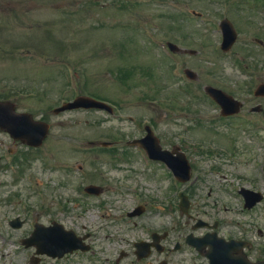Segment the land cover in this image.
I'll return each mask as SVG.
<instances>
[{
  "label": "rangeland",
  "instance_id": "374dc122",
  "mask_svg": "<svg viewBox=\"0 0 264 264\" xmlns=\"http://www.w3.org/2000/svg\"><path fill=\"white\" fill-rule=\"evenodd\" d=\"M224 18L237 33L228 53L219 48ZM255 38L264 42V0H0V101L49 126L37 149L0 131V248L13 241L3 217L57 221L70 215L72 196L83 195L86 184H107L109 205H77L93 224L116 201L128 210L134 200L160 206L169 191L175 198L183 187L125 146L151 121L163 146L185 153L193 178L197 168L208 173L216 164L225 173L208 180L264 192V98L252 96L264 82V47ZM184 69L197 80L186 79ZM209 85L241 101V112L221 118L203 91ZM77 96L107 101L113 114L52 112ZM255 106L262 111L252 113ZM102 141L115 143V158L96 146ZM230 204L239 211L237 200ZM234 220L255 223L252 240L264 246V207Z\"/></svg>",
  "mask_w": 264,
  "mask_h": 264
},
{
  "label": "flooded vegetation",
  "instance_id": "af4514ba",
  "mask_svg": "<svg viewBox=\"0 0 264 264\" xmlns=\"http://www.w3.org/2000/svg\"><path fill=\"white\" fill-rule=\"evenodd\" d=\"M263 45V44H262ZM142 137V136H141ZM139 137V138H141ZM163 147V146H162ZM165 149L171 150L173 147ZM165 167L162 163H156ZM195 169L192 168V176ZM200 174L194 178L199 184H182L188 197L186 211L174 208L171 191L162 196L160 206H150L147 202L131 201L132 206L117 207L114 202L106 209L103 220L93 224L84 217V212H76L78 205L97 202L101 208L109 205L105 195L107 184L97 182V195H73V211L57 221H42L30 214L14 217L5 216L2 229L10 234L12 242L0 248V264H255L264 262V246L252 239V223L240 225L234 216H252L264 199L252 209L244 208L242 189L253 191L248 183L235 186L208 180L212 174H224L221 168L211 164L207 171L197 168ZM232 175V174H231ZM243 180V178H239ZM198 186V201L195 188ZM76 194V192L74 191ZM264 197V196H263ZM156 203L155 200L149 199ZM232 200L240 204L239 211L232 209ZM157 203H159L157 201ZM119 210H116V209ZM18 218V228H14V219ZM56 224L53 226V223ZM35 227H54L64 233L70 232L73 239V253L62 258H49L37 254L35 245H27ZM256 230L257 227H256ZM21 231L19 237L12 233ZM61 238V237H60ZM39 245V242H37ZM16 246L18 251L7 249ZM73 257V260L71 258Z\"/></svg>",
  "mask_w": 264,
  "mask_h": 264
},
{
  "label": "water",
  "instance_id": "95a60500",
  "mask_svg": "<svg viewBox=\"0 0 264 264\" xmlns=\"http://www.w3.org/2000/svg\"><path fill=\"white\" fill-rule=\"evenodd\" d=\"M221 28L224 33V39L222 43V50L228 51L231 46L233 45L235 41V34L232 30V27L230 24L226 21H223L221 23ZM188 77L191 79H194L195 76L191 72H186ZM207 91L213 95L214 99L223 107L224 114H231L233 112H237V110H230L233 109L236 105L231 101V98L224 96L219 91H212V89H207ZM264 85L260 86L257 89V95H264ZM89 108V107H95V108H107L106 105L93 101L89 98H77L73 103H69L64 105L62 108L56 110L55 112L64 111L67 109H73V108ZM0 128L4 129L14 139H19L21 141H24L27 145L31 147H39L43 140L45 139L47 132H48V126L43 123L33 122L31 117L27 114H17L14 110V105L9 103H0ZM146 140L142 147L147 151L149 156H156L157 155H163L167 156L166 152H162L160 150L158 141L153 137H146ZM149 142L151 145H149ZM140 143L139 142H132V144ZM105 145V144H103ZM155 159H162L157 157ZM169 162V161H168ZM171 168L173 169V172L175 173L176 177H179L180 181H186L189 178V167L187 166L183 155L178 154V157H176L170 164ZM181 177V178H180ZM54 237V234L51 233ZM43 237L46 239V237H49L50 231L42 232ZM52 237V236H51ZM46 243V248H43V253H46L48 255L52 254L54 255V252L56 250L52 239H46L44 241ZM67 247V246H66ZM69 251L73 250V248L68 249ZM56 251H61L60 248H58ZM66 251V250H63ZM60 253V252H59ZM64 253L58 254V256L63 255Z\"/></svg>",
  "mask_w": 264,
  "mask_h": 264
}]
</instances>
